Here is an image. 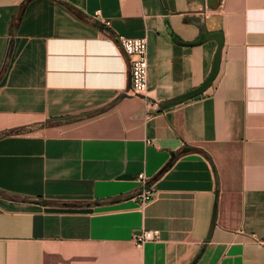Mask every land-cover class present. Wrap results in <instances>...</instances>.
<instances>
[{
    "label": "crops",
    "instance_id": "1",
    "mask_svg": "<svg viewBox=\"0 0 264 264\" xmlns=\"http://www.w3.org/2000/svg\"><path fill=\"white\" fill-rule=\"evenodd\" d=\"M23 1L0 0V264H264V0ZM213 32L212 84L158 108ZM118 36L146 39L144 96Z\"/></svg>",
    "mask_w": 264,
    "mask_h": 264
},
{
    "label": "built area",
    "instance_id": "2",
    "mask_svg": "<svg viewBox=\"0 0 264 264\" xmlns=\"http://www.w3.org/2000/svg\"><path fill=\"white\" fill-rule=\"evenodd\" d=\"M105 23L109 24V22ZM117 40L127 57L131 78L130 93L144 96L147 87L146 39L144 37L118 36ZM137 181L140 186L137 194L139 207H145L157 197V192L147 185V177L144 173L137 175ZM158 238V230L142 229L133 236V242L137 247H141L147 242L157 241ZM255 241L264 244V237H255Z\"/></svg>",
    "mask_w": 264,
    "mask_h": 264
},
{
    "label": "water",
    "instance_id": "3",
    "mask_svg": "<svg viewBox=\"0 0 264 264\" xmlns=\"http://www.w3.org/2000/svg\"><path fill=\"white\" fill-rule=\"evenodd\" d=\"M207 39H214L217 42V49H216L214 57H213L212 68H211V71L208 74V76L196 88H194V89H192V90H190L184 94H181V95H178L176 97H173V98H170V99H167V100L160 102L158 108H163L164 106H167L170 104L181 103V102L186 101L190 98H193L197 95H200L212 84V81L216 77L217 72L219 70L223 38L219 32H213V33H209V34H203L197 41L193 42V44L201 43Z\"/></svg>",
    "mask_w": 264,
    "mask_h": 264
},
{
    "label": "trees",
    "instance_id": "4",
    "mask_svg": "<svg viewBox=\"0 0 264 264\" xmlns=\"http://www.w3.org/2000/svg\"><path fill=\"white\" fill-rule=\"evenodd\" d=\"M30 0H24L18 7V15H20V12L23 10V8L25 7V5L29 2ZM17 19H18V16H16L14 18V21H13V25L16 26L17 24ZM62 205H66V206H75L77 205L76 203H62Z\"/></svg>",
    "mask_w": 264,
    "mask_h": 264
}]
</instances>
